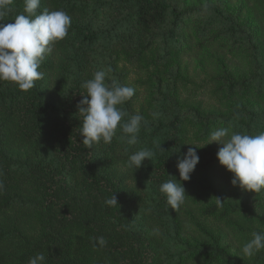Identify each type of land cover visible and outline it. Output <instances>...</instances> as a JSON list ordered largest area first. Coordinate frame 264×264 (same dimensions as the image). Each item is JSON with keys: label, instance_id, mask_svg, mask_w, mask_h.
Segmentation results:
<instances>
[{"label": "trees", "instance_id": "1", "mask_svg": "<svg viewBox=\"0 0 264 264\" xmlns=\"http://www.w3.org/2000/svg\"><path fill=\"white\" fill-rule=\"evenodd\" d=\"M179 1L114 0L85 5L75 0H41V11L64 10L71 20L84 18L86 13L97 18L112 3L121 7L117 11L126 7L130 9H127L122 24L115 21L112 28L94 29L91 21L71 23L68 35L53 45V51L42 62L39 71L44 75L35 81L34 88L24 91L14 84L12 91L0 92V178L8 177L14 164L6 155L8 149L9 153L16 154L28 150L31 145L44 149L53 142L62 148L68 160V176H81L86 188L94 193L99 216L83 213L76 208L65 196L62 186L55 179L54 171L44 165L40 175L42 187L49 196L47 202L61 212L63 220L79 219L90 231V237L95 243L96 238L104 237L113 264H264V250L251 258L243 256L241 252L253 232H264V216L260 211L226 200L222 207L216 204L205 206L203 203L194 207L199 198L193 190L201 186L213 192L211 176L227 171L218 162V150L206 149L199 156V168L202 169L198 170L202 175L200 181L193 177L180 182L187 194L185 203L192 206L193 211L199 210L197 216L215 223L221 221L223 225L229 226L233 236L238 237L226 246L224 229L201 228L200 224L196 226L199 230L194 237L190 236L184 241L179 237L182 232L180 219L185 206L178 210L171 209L166 196L159 191L163 182L174 180L179 183L180 180L176 165L185 139L177 113L155 122L142 121L135 145L127 144L126 138H122L125 134L118 127L110 144L100 142L92 148H86L79 134L82 117L78 112V103L86 95L82 86L83 76L76 73V80L70 88L76 97L66 95L58 101L49 94L51 77L62 86V69H68L69 79V67H80L86 55L104 43L109 44L123 28L124 34L130 37H149L148 47H153L155 39L159 40L162 52L166 54L179 52L178 45L182 39L187 41L183 51L188 54L197 47L203 49L215 45L217 50L229 54H237L241 47H247L251 52L249 63L252 74L235 78L226 73V85L220 87L222 95L232 100L240 99L245 107L219 121L234 132L250 135L264 132L263 32L260 30L253 36L250 28L243 29L237 19L224 12L222 6L183 9L179 7ZM254 1L264 18V0ZM20 10H24V0H13L3 23L14 22ZM192 13L198 14L200 18L199 22L195 21L188 27V31L194 35L205 30L211 32V37L206 38L209 41L203 42L198 36L194 39L186 34V18ZM213 26L222 31L213 32ZM222 68L226 70L227 63L222 64ZM79 70L83 71L81 68ZM132 104L133 97L120 107L129 115H134ZM127 119L128 116H125L124 120ZM215 121L216 118H207L205 121L203 118L199 122L205 134L210 133L215 126L220 127L218 123L214 124ZM159 143L162 149L157 147ZM143 148L154 152L152 160L145 158L139 169L128 168V157ZM112 192L118 205L109 206L105 203ZM11 200L9 195H0V215ZM247 225L250 227L247 228ZM1 228L0 264H4L9 259L7 255L17 256L19 251L10 253L7 246L13 242ZM13 249H17L16 246ZM25 257L22 254L17 259L24 260Z\"/></svg>", "mask_w": 264, "mask_h": 264}, {"label": "rangeland", "instance_id": "2", "mask_svg": "<svg viewBox=\"0 0 264 264\" xmlns=\"http://www.w3.org/2000/svg\"><path fill=\"white\" fill-rule=\"evenodd\" d=\"M75 1L85 5L98 1L114 2V0ZM213 5L222 6L224 12L237 19V23L243 29L250 28L253 36L260 30L264 35V18L261 17L254 0L179 1V7L183 9ZM118 6L112 3L97 18L86 13L84 18L72 19L71 23L91 21L94 29L112 28L115 21L122 24L123 17L128 13L127 9H130L126 7L117 11L121 8ZM41 9L40 4L38 11L42 12ZM20 13L23 11L20 10ZM199 18L200 16L196 13L188 16L185 32L194 39L198 36V39H202L203 42L209 41L206 38L211 37V32L205 30L194 35L188 31L189 26H192L195 21L199 22ZM123 30L124 28L118 30L119 34L109 44L104 43L86 55L84 63L79 64L80 67L78 65L69 67V79L67 78L68 69H62L63 77L60 79L62 86H59L58 82L51 77L49 94L58 101L66 95L74 98L76 96L70 88L76 80V73L78 76H83L85 82L93 77L95 71L110 68L111 72L106 82L115 79L135 88L132 111L133 114H140L144 122H155L164 116L177 113L185 139L180 154L185 153L189 147H195L190 144L200 145L208 142L211 133L218 129L215 126L210 133L205 134L203 125L200 124L203 118L204 121L207 118H216L217 121L214 124L218 123L219 128H223L225 124L219 121L220 118L245 107V103L240 99L232 100L222 95L220 87L226 85L225 78H228L226 73L235 78H244L252 74V66L249 63L251 52L247 47H241L237 50V54L217 50L215 45V47L203 49L197 47L188 54L183 51V45L187 41L182 39L178 45L179 52L166 54L162 52L159 40L155 39L156 43L153 47H148L149 37L145 39L130 37L124 34L125 30ZM214 31L220 32L222 29L213 26ZM225 63H227L226 70L222 68V64ZM85 68H87L86 71ZM13 88L14 83L0 81V92L12 91ZM154 113L158 115L154 116ZM243 116H245L244 111ZM222 146L213 141L198 148L197 153L200 156L203 150H218ZM7 152V157L13 160L14 164L9 176L0 178L4 184L0 195H9L12 200L0 215V227L13 242L7 246L10 253L16 251L19 253L17 256L7 255L9 259L4 264H28L29 258L40 252L46 254L45 264H113L112 255L107 252L106 247L99 246L91 239L90 231L79 219L63 220L61 212L47 202L49 196L42 187L40 175L44 165H47L50 171H54L55 179L62 186L65 196L76 208L83 213L99 216L94 193L86 188L83 178L81 176L70 178L66 173L68 160L63 155L62 148L52 142L44 149L31 145L28 150H22L21 153H9V149ZM198 170L202 171L199 163L191 173V178L196 177L200 181L202 175ZM211 178L213 192L201 186L198 190H193L199 198L198 202L194 203V207L202 203L205 206L216 204L215 197H219L223 202L226 200L247 209L254 208L264 216V190L255 193L232 185L230 182L232 173L228 170L220 174L215 173ZM201 184L204 186V183ZM183 206L185 208L180 219L182 232L179 236L182 241L190 236L194 237L199 230L196 227L198 224L201 228L224 229L226 246L238 237V235L233 236L229 226L223 225L221 221L215 223L213 220L199 217L198 209L195 212L192 206L186 203ZM249 227L247 225V228ZM14 246L17 249H13ZM22 254L26 256L25 259H17Z\"/></svg>", "mask_w": 264, "mask_h": 264}, {"label": "clouds", "instance_id": "3", "mask_svg": "<svg viewBox=\"0 0 264 264\" xmlns=\"http://www.w3.org/2000/svg\"><path fill=\"white\" fill-rule=\"evenodd\" d=\"M12 3L13 0H0V81L12 82L27 91L34 88L35 81L43 78L39 68L53 51V45L68 35L71 17L64 10L45 9L38 13L41 0H24L23 13L16 15L14 22L5 24L3 21ZM110 72V68L97 70L82 85L86 95L78 103V112L82 117L79 134L86 148L100 142L110 144L118 127L125 134L122 138H126L127 144L138 142L143 117L140 114L129 115L120 107L135 95L136 90L115 79L107 83ZM125 116H128L127 120H124ZM213 141L223 145L216 156L218 162L232 173V185L255 193L264 190V132L250 135L234 132L228 127L218 128L211 133L208 142L200 145L188 143L195 147H189L185 153L178 155L179 183L168 180L160 185L159 191L166 196L171 209L178 210L185 203L187 194L180 181L190 180L200 159L197 149ZM160 145L157 147L161 148ZM153 156L151 149H140L128 157L127 167L139 169L145 158L151 161ZM3 188V181L0 180V192ZM215 198L216 205L222 207L223 200ZM105 203L118 205L113 192ZM96 243L103 247L107 241L98 237ZM261 250H264V232L258 231L252 233V238L243 245L241 252L251 258ZM46 259V254L40 252L30 257L28 264H45Z\"/></svg>", "mask_w": 264, "mask_h": 264}]
</instances>
